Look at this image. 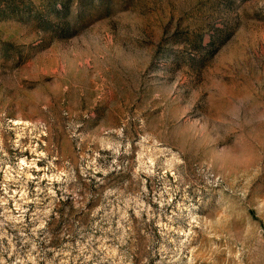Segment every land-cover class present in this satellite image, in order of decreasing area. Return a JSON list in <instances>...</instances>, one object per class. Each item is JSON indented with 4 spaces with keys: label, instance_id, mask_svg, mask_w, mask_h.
Listing matches in <instances>:
<instances>
[{
    "label": "rangeland",
    "instance_id": "rangeland-1",
    "mask_svg": "<svg viewBox=\"0 0 264 264\" xmlns=\"http://www.w3.org/2000/svg\"><path fill=\"white\" fill-rule=\"evenodd\" d=\"M47 5L0 0V264H264V0Z\"/></svg>",
    "mask_w": 264,
    "mask_h": 264
},
{
    "label": "trees",
    "instance_id": "trees-1",
    "mask_svg": "<svg viewBox=\"0 0 264 264\" xmlns=\"http://www.w3.org/2000/svg\"><path fill=\"white\" fill-rule=\"evenodd\" d=\"M72 2L73 0H48V5L39 13L37 20L40 22L42 31L47 39H55L57 37L66 39L75 35L77 26H71L66 22ZM55 217L56 215H53L52 219L54 220Z\"/></svg>",
    "mask_w": 264,
    "mask_h": 264
}]
</instances>
